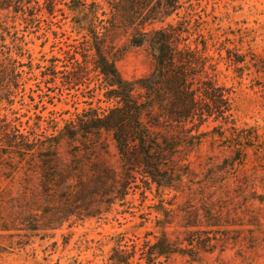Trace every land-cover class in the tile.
I'll use <instances>...</instances> for the list:
<instances>
[{
    "label": "trees",
    "instance_id": "obj_1",
    "mask_svg": "<svg viewBox=\"0 0 264 264\" xmlns=\"http://www.w3.org/2000/svg\"><path fill=\"white\" fill-rule=\"evenodd\" d=\"M18 1L0 0V16L4 12L26 14L32 0ZM35 1L48 16L57 6L85 14L83 42L62 51V58L56 59L60 68H69L66 76L59 77L61 71L44 73L50 65L56 69L53 61H48L39 73L43 84L78 85L84 90L91 84L92 90L97 91L96 103L105 104V108H93L96 97L88 98L90 102H83L88 108L41 138L30 139L10 124L0 123V159L5 170L11 175L34 172L39 180L34 211L30 206L35 201H26L28 195L24 196V203L28 204L21 215L24 221L35 215L44 224L41 230L53 232L73 218L107 213L130 194L146 198L147 192L158 196L172 193L173 201L184 200L176 205V210L179 206L181 210L186 203L193 204L201 198L192 187L194 163L188 158L199 151L207 138L212 141L218 137L231 150L230 160L214 166L215 170L226 173L236 164L243 166L246 149L253 145L235 132L230 93L214 80V66L205 55L206 44L195 39L189 42L192 35L185 31L183 23L144 30L176 15L180 10L178 0ZM117 36H126L131 46L145 45L152 51L154 65L149 74L131 81L121 76L116 67L122 55ZM3 40L0 39V106L10 107L19 96V80L27 72L16 59L21 58L16 53L18 46L6 47L1 44ZM226 62L236 67L242 61L226 58ZM210 122L217 125L202 131ZM225 132H229V137ZM63 147L68 161L62 159ZM110 157L115 158L114 164L108 161ZM218 184L223 185V181L220 179ZM220 199L205 200L193 213L181 211L180 228L184 232L177 241H170L164 232L172 224L168 221L175 218L171 217L174 211L156 210L163 217L157 220L162 232L154 243L145 241L140 245L138 252L145 264H155L160 258L166 260L175 254L197 261L199 252L211 254L223 248L218 239H208L206 243L200 239L210 231L229 232L227 213L213 209Z\"/></svg>",
    "mask_w": 264,
    "mask_h": 264
},
{
    "label": "rangeland",
    "instance_id": "obj_2",
    "mask_svg": "<svg viewBox=\"0 0 264 264\" xmlns=\"http://www.w3.org/2000/svg\"><path fill=\"white\" fill-rule=\"evenodd\" d=\"M178 1L180 10L176 15L144 30L183 23L182 27L192 35L189 42L195 39L206 44L205 55L214 66V80L230 93L235 132L247 139L244 142L253 145L246 149L243 166L236 164L226 173L215 170L214 166L229 161L232 154L224 140L207 138L199 151L188 158L194 163L192 187L201 195L198 202L186 203L181 210L180 206L176 210V205L184 200L173 201L172 193L158 196L147 192L146 198L130 194L107 213L93 218H73L53 232H44L43 222L35 215L25 221L21 217L28 205L24 203L25 195H28L26 201H35L31 211L38 205V176L34 172L11 175L0 159V264H112L117 261L145 264L138 252L140 245L145 241L154 243L162 232L157 220L163 217L156 210L174 211L171 217L175 218L168 221L172 224L164 232L170 241H177L184 232L180 228L181 211L193 213L205 200L219 197L213 209L227 213L229 232L210 231L200 239L205 243L208 239H218L224 247L211 254L199 252L197 261L175 254L166 260L160 258L155 264H264V0ZM30 3L26 14L4 12L0 16L3 37L0 39H4L1 44L18 46L16 53L21 58H15L25 65L23 71L27 72L19 80L15 103L10 107L0 106V123L10 124L12 129L33 139L63 127L75 113L88 108L83 102H90L88 98H95L97 91L92 90L91 84L86 90L78 85L43 84L39 73L48 61H53L56 69L50 65L44 68V73L61 71L59 77L66 76L69 68H60L56 59L62 58V51L83 42L85 14L71 13L57 6L48 16L37 1ZM116 38L122 54L116 62L121 76L131 81L149 74L154 65L152 51L145 45L131 46L126 36ZM226 58L242 62L234 67L227 64ZM95 99L93 108H105V104L96 103L98 97ZM216 125L210 122L201 130L210 131ZM225 136L229 137V132ZM65 150L63 147L61 156L68 161ZM108 161L114 164L115 158L110 157Z\"/></svg>",
    "mask_w": 264,
    "mask_h": 264
}]
</instances>
